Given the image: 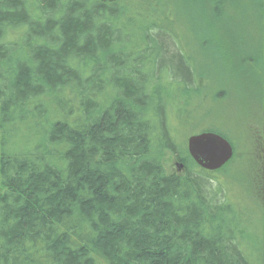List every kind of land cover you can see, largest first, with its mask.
Masks as SVG:
<instances>
[{
  "label": "trees",
  "instance_id": "trees-1",
  "mask_svg": "<svg viewBox=\"0 0 264 264\" xmlns=\"http://www.w3.org/2000/svg\"><path fill=\"white\" fill-rule=\"evenodd\" d=\"M166 1L0 0V264H256L168 125L201 92Z\"/></svg>",
  "mask_w": 264,
  "mask_h": 264
},
{
  "label": "rangeland",
  "instance_id": "rangeland-1",
  "mask_svg": "<svg viewBox=\"0 0 264 264\" xmlns=\"http://www.w3.org/2000/svg\"><path fill=\"white\" fill-rule=\"evenodd\" d=\"M165 3L166 12L179 22L173 32L179 36L181 56L193 68L194 89L201 92L199 96L193 94L186 104L173 106L168 115L172 136L186 144L187 136L212 130L232 144L231 160L208 181L222 188L230 209L226 221L238 229L239 242L248 260L264 264V189L256 188L255 167L250 160V131L264 121V95L259 92L260 85L264 86V3L231 0L212 6L209 0H191L186 7L180 0ZM215 6L218 10L213 12ZM145 11H138L140 15L136 17L130 15L132 22L125 20L126 16L120 18L118 25L129 29L123 33L137 35L140 31L131 30L135 20L147 25L158 18ZM172 69L164 70L163 76L175 73ZM183 106L186 122L175 114ZM176 164L182 168L178 169ZM162 165L166 174H184V164L174 155L165 153ZM194 166L192 161L187 163L190 170L195 171ZM258 168L262 171V166Z\"/></svg>",
  "mask_w": 264,
  "mask_h": 264
},
{
  "label": "water",
  "instance_id": "water-1",
  "mask_svg": "<svg viewBox=\"0 0 264 264\" xmlns=\"http://www.w3.org/2000/svg\"><path fill=\"white\" fill-rule=\"evenodd\" d=\"M101 4H112L117 0H94ZM186 152L197 168L208 173H214L223 168L232 158L231 145L221 136L203 132L191 135L186 139ZM178 169L181 164H176Z\"/></svg>",
  "mask_w": 264,
  "mask_h": 264
},
{
  "label": "flooded vegetation",
  "instance_id": "flooded-vegetation-1",
  "mask_svg": "<svg viewBox=\"0 0 264 264\" xmlns=\"http://www.w3.org/2000/svg\"><path fill=\"white\" fill-rule=\"evenodd\" d=\"M262 91V95H264V86L260 85L259 87V92ZM264 101V98H262ZM259 125V126H258ZM255 126H258L256 128H253L250 131V138H251V143L253 147V152L251 155V158L256 161V163H259L255 167V180H256V188L257 190L261 191L264 189V121L262 124H257ZM262 164V171L258 168V166Z\"/></svg>",
  "mask_w": 264,
  "mask_h": 264
}]
</instances>
